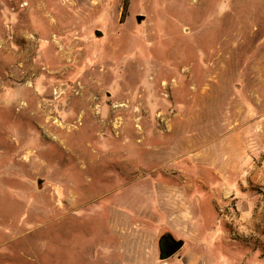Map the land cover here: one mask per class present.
<instances>
[{
    "label": "rangeland",
    "instance_id": "374dc122",
    "mask_svg": "<svg viewBox=\"0 0 264 264\" xmlns=\"http://www.w3.org/2000/svg\"><path fill=\"white\" fill-rule=\"evenodd\" d=\"M183 207L264 264V0H0V264Z\"/></svg>",
    "mask_w": 264,
    "mask_h": 264
},
{
    "label": "crops",
    "instance_id": "0c3cea01",
    "mask_svg": "<svg viewBox=\"0 0 264 264\" xmlns=\"http://www.w3.org/2000/svg\"><path fill=\"white\" fill-rule=\"evenodd\" d=\"M152 212L155 216V209ZM178 212L176 217L168 220V229L173 231L172 237L178 242L177 251L162 253L160 237L163 233L160 235L159 232L164 227H156L153 223L118 222L111 225L117 241L103 243L101 247L95 245L93 257L101 254L110 261V257L115 256L121 264H233V242L226 225L214 223L212 230L203 232L201 224L194 222L196 216L192 209L183 207ZM152 229L156 234L154 240L148 242L150 236L145 232Z\"/></svg>",
    "mask_w": 264,
    "mask_h": 264
},
{
    "label": "flooded vegetation",
    "instance_id": "af4514ba",
    "mask_svg": "<svg viewBox=\"0 0 264 264\" xmlns=\"http://www.w3.org/2000/svg\"><path fill=\"white\" fill-rule=\"evenodd\" d=\"M175 244L178 245V242L172 236L164 235L160 242L162 253L168 252Z\"/></svg>",
    "mask_w": 264,
    "mask_h": 264
},
{
    "label": "water",
    "instance_id": "95a60500",
    "mask_svg": "<svg viewBox=\"0 0 264 264\" xmlns=\"http://www.w3.org/2000/svg\"><path fill=\"white\" fill-rule=\"evenodd\" d=\"M142 16H139L138 17V19L141 21L142 20ZM96 34L97 35H99V36H101L102 35V31L101 30H97L96 31ZM178 245L177 244H175L168 252H165V253H173V252H175V251H177L178 250Z\"/></svg>",
    "mask_w": 264,
    "mask_h": 264
},
{
    "label": "trees",
    "instance_id": "16d2710c",
    "mask_svg": "<svg viewBox=\"0 0 264 264\" xmlns=\"http://www.w3.org/2000/svg\"><path fill=\"white\" fill-rule=\"evenodd\" d=\"M124 9L126 10L127 9V4L125 3L124 4ZM164 235H170V236H172V234H171V232H164L162 235H161V237H160V242H161V238L164 236ZM174 239V238H173ZM175 240V239H174ZM180 242V241H179Z\"/></svg>",
    "mask_w": 264,
    "mask_h": 264
}]
</instances>
